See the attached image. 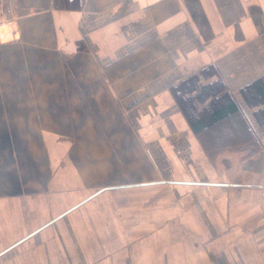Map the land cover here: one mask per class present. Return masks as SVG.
Returning a JSON list of instances; mask_svg holds the SVG:
<instances>
[{
    "label": "crops",
    "instance_id": "1",
    "mask_svg": "<svg viewBox=\"0 0 264 264\" xmlns=\"http://www.w3.org/2000/svg\"><path fill=\"white\" fill-rule=\"evenodd\" d=\"M11 18L0 264H264V214L236 217L237 193L264 202V0H12Z\"/></svg>",
    "mask_w": 264,
    "mask_h": 264
},
{
    "label": "rangeland",
    "instance_id": "2",
    "mask_svg": "<svg viewBox=\"0 0 264 264\" xmlns=\"http://www.w3.org/2000/svg\"><path fill=\"white\" fill-rule=\"evenodd\" d=\"M0 20H2V16L1 15H0ZM256 87H257V89H264V78L263 79H258V81L256 83V86L254 85L253 87H247V89H256ZM248 100H250L253 104H256L260 100V97L258 95H251V94L249 95V93H248ZM189 114L192 117L194 116V113L191 112V111H189ZM256 114H257V116H258V118L260 120L264 121V112L263 111L260 112V113L257 112ZM218 134L223 136L222 132L221 133H215V135H218ZM255 136H256V133H255V130H253V138H255ZM253 146H254L253 151H255V152L260 149V144L258 142H256V141H254V140H253ZM260 194L264 195L263 191L260 192ZM253 195H255V193H253ZM237 196L239 197V199H237L238 203H237V206H236V213H237L236 217H238V220L239 219L241 220L246 215L248 216V214H250L249 212L251 210H256L258 213L264 214V207H263L264 206V202L262 203L260 201V197L257 200H253L252 207H248L247 208L246 206H249V204L246 205V202L243 201V199L244 200L246 199L245 196H243L242 194L238 195V193H237L236 197ZM241 199H242V201L239 202V200H241ZM261 203L263 204V206H261ZM233 227H235V226H233ZM237 230L239 232H243V231H247L248 228H247L246 224H238L237 225ZM220 231H221L222 235L228 233L229 230H228L227 225L226 226L224 225V227Z\"/></svg>",
    "mask_w": 264,
    "mask_h": 264
},
{
    "label": "built area",
    "instance_id": "3",
    "mask_svg": "<svg viewBox=\"0 0 264 264\" xmlns=\"http://www.w3.org/2000/svg\"><path fill=\"white\" fill-rule=\"evenodd\" d=\"M11 14H12V0H0V15L2 16V20H0V27L5 26V24H12ZM5 35L7 36L6 39H1L0 36V42L11 41L18 38V32L16 28L12 26L8 27Z\"/></svg>",
    "mask_w": 264,
    "mask_h": 264
},
{
    "label": "bare ground",
    "instance_id": "4",
    "mask_svg": "<svg viewBox=\"0 0 264 264\" xmlns=\"http://www.w3.org/2000/svg\"><path fill=\"white\" fill-rule=\"evenodd\" d=\"M5 26L0 27V36H1V39H6L7 38V36L5 35L6 34V31H7L8 27L12 26V24H5Z\"/></svg>",
    "mask_w": 264,
    "mask_h": 264
}]
</instances>
